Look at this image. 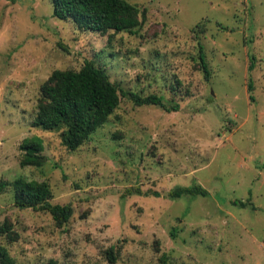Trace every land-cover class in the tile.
I'll use <instances>...</instances> for the list:
<instances>
[{"label":"rangeland","instance_id":"374dc122","mask_svg":"<svg viewBox=\"0 0 264 264\" xmlns=\"http://www.w3.org/2000/svg\"><path fill=\"white\" fill-rule=\"evenodd\" d=\"M129 1L147 10L142 24L100 32L55 16L54 0H0V227L19 234H0V245L16 264H264V0ZM85 60L180 109L124 97L69 150L61 130L33 122L53 71ZM34 135L46 160L23 166L21 144ZM18 177L49 181L52 201L73 206L70 221L19 208ZM195 184L209 194L168 195Z\"/></svg>","mask_w":264,"mask_h":264},{"label":"trees","instance_id":"16d2710c","mask_svg":"<svg viewBox=\"0 0 264 264\" xmlns=\"http://www.w3.org/2000/svg\"><path fill=\"white\" fill-rule=\"evenodd\" d=\"M55 16L60 19L72 18L79 28L92 31L114 32L133 31L139 27L146 17L147 10L129 0H54ZM200 24L198 25V28ZM206 31L205 26L200 27ZM199 58L201 66L208 77L209 65L204 52V45L199 42ZM251 62L249 71L254 67ZM248 89H253L252 79L248 81ZM41 99L33 124L45 130H61L63 145L69 150H77L86 143L92 134L108 121L110 116L120 106L124 97L132 99L136 105L155 104L167 111H177L180 103L170 104L162 95H142L125 89L120 83L112 81L108 70L97 65L94 60H85L79 70L57 69L41 86ZM250 100L254 97L250 95ZM24 157L23 166H41L46 160L44 141L39 136L26 138L21 144ZM7 182L0 183V191L6 188ZM15 204L21 208L47 212L55 222L62 226L70 221L74 214L71 204L54 203L53 190L49 181L18 177L11 183ZM133 191V190H131ZM141 193V190H136ZM159 195V192H155ZM209 191L200 184L178 186L169 192V197L179 198L184 195L206 196ZM238 203V202H236ZM245 205L244 202H240ZM0 234L6 237L7 243L19 239L18 232L5 222L0 227ZM175 236V233L172 232ZM115 246L107 251L108 259L114 263L117 260ZM162 261H166L163 256ZM0 263L16 264L6 245H0Z\"/></svg>","mask_w":264,"mask_h":264}]
</instances>
